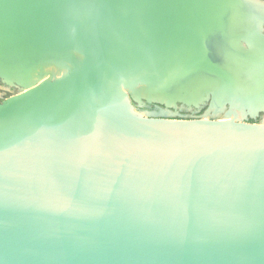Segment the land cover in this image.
<instances>
[{"label":"water","instance_id":"obj_1","mask_svg":"<svg viewBox=\"0 0 264 264\" xmlns=\"http://www.w3.org/2000/svg\"><path fill=\"white\" fill-rule=\"evenodd\" d=\"M0 264H264V0H0ZM136 102V103H134Z\"/></svg>","mask_w":264,"mask_h":264},{"label":"rangeland","instance_id":"obj_2","mask_svg":"<svg viewBox=\"0 0 264 264\" xmlns=\"http://www.w3.org/2000/svg\"><path fill=\"white\" fill-rule=\"evenodd\" d=\"M21 90L20 87L16 85L6 84L0 79V101L8 98L10 96L18 94ZM136 103V102H134ZM181 105H177V109L173 106H165L162 103H147L144 99H142V104L137 106L141 113L146 115H155V116H164V117H185V118H195V117H206V118H214L208 115V112L211 110H215L209 102L207 101L203 105L198 108H185L181 107ZM214 113V112H210ZM264 110L258 111V113L253 117L251 115H244L241 120L247 122H256V123H264ZM263 117V118H262Z\"/></svg>","mask_w":264,"mask_h":264},{"label":"bare ground","instance_id":"obj_3","mask_svg":"<svg viewBox=\"0 0 264 264\" xmlns=\"http://www.w3.org/2000/svg\"><path fill=\"white\" fill-rule=\"evenodd\" d=\"M21 90L23 91L22 88H21ZM262 107L264 110V103H263ZM211 111L214 113H210ZM211 111L208 112V115H210L211 117H214L216 119H219V120L238 121V120H241V118L244 116V112L242 110H236L233 113H229L228 108L225 106L215 108V110L213 109Z\"/></svg>","mask_w":264,"mask_h":264}]
</instances>
